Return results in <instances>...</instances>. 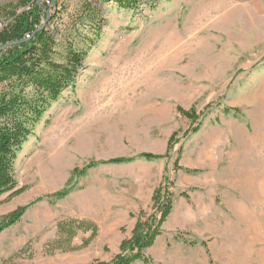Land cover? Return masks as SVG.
I'll return each instance as SVG.
<instances>
[{
    "label": "rangeland",
    "instance_id": "1",
    "mask_svg": "<svg viewBox=\"0 0 264 264\" xmlns=\"http://www.w3.org/2000/svg\"><path fill=\"white\" fill-rule=\"evenodd\" d=\"M36 3L48 7L57 62L69 47L86 58L18 152L24 191L0 196V218L35 204L0 235V264H112L136 223L157 215L164 175L174 206L162 249L146 251L151 264H264V0H136L132 8L0 0V8L21 13ZM115 158L135 159L74 175ZM67 186L73 191L57 199ZM69 219L95 233L58 234Z\"/></svg>",
    "mask_w": 264,
    "mask_h": 264
},
{
    "label": "trees",
    "instance_id": "2",
    "mask_svg": "<svg viewBox=\"0 0 264 264\" xmlns=\"http://www.w3.org/2000/svg\"><path fill=\"white\" fill-rule=\"evenodd\" d=\"M116 1L131 8L136 2ZM48 18V7L37 3L33 8L21 13L0 8V20L3 24V30L0 32V85H8L7 90L0 94V196L10 192L18 195L24 191L17 189L15 164L18 152L34 133L50 106L57 102L67 89L76 85L80 70L84 67L86 55L70 47L65 63L57 62L59 42L44 24V20ZM5 46L8 47L2 50ZM139 157L147 161L162 159V156L154 154H143ZM134 159L92 161L83 169H76L74 175L83 176L101 164L121 165ZM179 168L180 166H177V169ZM168 186L172 188L164 175L153 199L157 215L154 213L147 221L136 223L133 237L122 243L123 254L112 264H134L138 261L151 264L146 251L155 245L157 238L162 234L163 225L173 211L175 196ZM72 191V186H67L56 193V197L65 198ZM181 196L188 198L185 193ZM34 204L35 201L2 216L0 235L19 223ZM82 230L95 233L96 226L76 219L58 224V234L63 236L72 237ZM202 245L206 246V243Z\"/></svg>",
    "mask_w": 264,
    "mask_h": 264
},
{
    "label": "crops",
    "instance_id": "3",
    "mask_svg": "<svg viewBox=\"0 0 264 264\" xmlns=\"http://www.w3.org/2000/svg\"><path fill=\"white\" fill-rule=\"evenodd\" d=\"M171 215H172V214H171ZM160 240H161V239H159V237H158L157 240H156L155 245L152 247V248H154V249H151V250L154 251V253H156V254H157L158 250H161V249H162V248H159V246L162 245V243L160 244Z\"/></svg>",
    "mask_w": 264,
    "mask_h": 264
},
{
    "label": "bare ground",
    "instance_id": "4",
    "mask_svg": "<svg viewBox=\"0 0 264 264\" xmlns=\"http://www.w3.org/2000/svg\"><path fill=\"white\" fill-rule=\"evenodd\" d=\"M205 5H203V7H204ZM206 14V13H205ZM60 130V129H59ZM56 131V130H55ZM58 131V130H57ZM55 133V132H54ZM57 133V132H56ZM51 135V134H50ZM52 135H55V134H52ZM57 135V134H56ZM62 136V135H61ZM60 136V137H61ZM53 137V136H52ZM49 138V137H48ZM62 138V137H61ZM58 139V138H57ZM31 146V145H30ZM60 163V162H59ZM62 164V163H61ZM30 165H31V163H30ZM56 166V167H55ZM54 167L59 171V169H58V167H61L62 165H60V166H58V164L57 165H55ZM39 169H41V167L39 168ZM41 171H43L42 169H41ZM46 171V170H45ZM57 171V172H58Z\"/></svg>",
    "mask_w": 264,
    "mask_h": 264
},
{
    "label": "water",
    "instance_id": "5",
    "mask_svg": "<svg viewBox=\"0 0 264 264\" xmlns=\"http://www.w3.org/2000/svg\"><path fill=\"white\" fill-rule=\"evenodd\" d=\"M7 47H8V46L3 47L2 50H5ZM0 51H1V50H0Z\"/></svg>",
    "mask_w": 264,
    "mask_h": 264
}]
</instances>
